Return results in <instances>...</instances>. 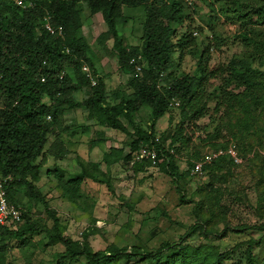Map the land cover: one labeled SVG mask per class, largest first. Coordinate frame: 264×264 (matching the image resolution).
Segmentation results:
<instances>
[{"label":"trees","instance_id":"obj_1","mask_svg":"<svg viewBox=\"0 0 264 264\" xmlns=\"http://www.w3.org/2000/svg\"><path fill=\"white\" fill-rule=\"evenodd\" d=\"M27 1H34L35 6L24 9L12 2L0 1V178H8V198L23 214L19 226L0 227V264H6L7 250H12L7 241H23L28 234L41 233L46 235L49 244L65 247L58 253L55 264L79 261L117 264L121 257L138 258L137 264H224L244 245L246 248L235 264H264V0H200L209 3L211 8L206 27L195 25L194 0ZM124 7L144 10L142 35L136 46L128 47L120 34L119 24L127 21ZM83 10L91 16L102 15L108 26L104 37L113 39L120 67L130 75L131 92L118 90L112 95L108 92L95 69L94 56L89 55L92 50L82 35ZM222 14L227 22L237 25L231 38L222 39L216 33L215 26ZM47 15L55 27L62 28V35L47 31L44 25ZM205 30L215 42L202 48L199 35ZM227 42L238 44L242 52L215 68L210 67L211 50L221 49ZM186 56L196 59V72L176 73ZM85 64L97 77L95 86L83 71ZM213 79L217 84L210 89ZM77 92L82 93V100L75 97ZM175 100L179 101L178 107L171 106ZM211 103L215 105L211 107ZM144 107L150 108V125L146 130L136 120ZM174 108L180 110L179 121L170 126L168 133L158 137L156 122ZM77 110L86 113L87 123L79 125L84 132L93 134L97 127H107L132 138L130 152L124 147H112L99 162L85 161L79 155V171L56 166L48 172L57 180L61 196L89 214L93 225L97 222L96 198L86 190L88 181L106 185L116 196L111 168L122 163L131 164L135 173L146 170L153 165L151 155L139 159L137 153L148 147L157 152L156 167L176 182L191 175L207 174L208 181L196 191L197 221L191 228L193 234L199 230L208 238L221 236L216 229L220 222L229 230V214L234 207L223 202V197L225 191L229 196L234 191L224 184L234 176L236 167L249 166L255 178L254 209L262 222L244 223L231 230L252 229L262 236L239 242L228 250H222L221 245L212 241L195 246L181 240L165 242L155 249L112 244L107 250L95 251L90 242L92 231L86 230L82 240L64 235L57 212L37 183L51 156L56 159L68 154L57 129L63 123L64 113ZM204 118L210 119L213 128L207 133L209 126L200 124ZM51 133L56 138L47 148ZM231 142L243 157L240 164L230 155H222L205 165L203 173H192L195 162L205 155L198 146L210 147L207 153L226 148ZM92 143L96 141L92 139ZM180 153L187 156L183 170L178 164ZM243 197L236 195L240 202ZM118 199L123 207L135 208L123 196ZM38 204H43L53 222L51 226L40 224L32 212V207ZM259 247L263 249L261 255L255 253Z\"/></svg>","mask_w":264,"mask_h":264},{"label":"rangeland","instance_id":"obj_2","mask_svg":"<svg viewBox=\"0 0 264 264\" xmlns=\"http://www.w3.org/2000/svg\"><path fill=\"white\" fill-rule=\"evenodd\" d=\"M208 4L200 0H194L196 26L206 27V22L211 13V8ZM219 5L217 3L216 7ZM123 12L127 15V21L119 24L120 34L128 47L136 46L140 43V36L142 35L144 10L140 7H124ZM82 21V35L86 38L92 50L89 55L94 56L95 69L106 83L110 95L118 90L131 92L132 90L128 84L130 75L120 67L119 55L113 47V39L104 37L108 26L102 15L99 13L91 16L83 10ZM236 28V24L227 22L224 14H222L221 20L215 26L216 33L222 39L231 38L236 32ZM199 36L202 48L209 42H213L212 34L208 30H205ZM229 43L231 42L224 43L221 49L215 47L211 50L210 67L215 68L233 55L242 52V47L238 44L229 45ZM195 70L196 59L186 56L181 60L176 73L181 71L194 73L196 72ZM216 84V80H210L209 88L213 89ZM75 97L78 100H82L83 95L81 92H77ZM214 105V103L210 104L211 107ZM85 115L86 113L82 110L64 113L63 123L57 129V132L65 141L68 147V154L56 159L51 156L41 170L43 179L37 183L41 191L47 196L51 207L57 212V216L62 222L61 228L64 235L74 240H82L83 233L86 230H88L87 233L92 231L90 242L95 251L107 250L112 244L118 247L140 245L155 249L165 242H179L181 240H185L195 246L212 241L214 244L221 245L222 250H228L239 242L253 237L259 239L262 236L261 232L252 229L244 232L231 230L232 228H238L239 225L244 223L256 225L262 222L257 217L254 209L256 202L255 178L247 165L236 167L234 176L230 178L228 183L224 184V186L234 191V194L229 196L225 191L223 202L231 203L230 206L233 205L234 208L229 214V230L226 231L223 222H220L216 228L221 236L208 238L202 235L199 230L194 232V234L192 233L191 226L197 221L194 213L196 202L198 201L196 191L198 187L208 181L207 174L201 176L191 175L176 182L170 175L154 165L147 166L146 170L139 173L134 172L131 164L123 165L119 163L114 165L111 171L117 197L108 191L106 185L88 181L86 190L90 191L96 198L94 216L97 222L93 225L89 214L78 209L61 196L57 180L53 175H49L48 172L55 169L56 166H61L71 172L79 171L80 168L77 164V156L79 155L85 161L99 162L102 160L104 152H109L112 147H124L127 152H130L132 138L107 127H97L93 134L84 132L79 125L87 123ZM179 119V108L169 110L166 115L156 122L157 136L168 133L170 126H174ZM136 120L142 128L145 130L149 129L150 108L144 107L138 113ZM200 124L209 126L206 128L205 133L213 129L210 127L209 118L202 119ZM55 138V133L49 135L47 148ZM92 139L96 141L95 144L92 143ZM166 142L168 145L170 140ZM197 148L200 149L202 154H205L210 147L201 144ZM144 152V149H141L137 153V158H143ZM181 155L178 164L183 170L187 164V156L183 153ZM103 168L106 169L105 164H103ZM178 184L181 190L178 188ZM236 195L241 197L245 195L246 198L243 197V202H240ZM118 196H123L125 200L134 203L135 208L130 210L129 207H123ZM183 196H185L186 201ZM22 200L28 202V199L24 196ZM32 212H34L40 224L49 226L53 224L45 213L43 204L33 206ZM7 243L9 244L8 247H12V250H7L6 264H55L58 253L65 250L62 244H49V240L44 233L33 236L28 234L23 241H7ZM245 248L246 246L244 245L236 253H233L232 260L226 261L224 264H235L241 255V251ZM261 250L263 252L261 247L256 248L255 253L261 255ZM138 260L135 257H121L117 264H137ZM64 264H69V262ZM72 264L83 263L79 261Z\"/></svg>","mask_w":264,"mask_h":264},{"label":"built area","instance_id":"obj_3","mask_svg":"<svg viewBox=\"0 0 264 264\" xmlns=\"http://www.w3.org/2000/svg\"><path fill=\"white\" fill-rule=\"evenodd\" d=\"M6 2H12L24 9L33 8L35 6L34 1H27V0H0ZM191 3V2H189ZM44 25L47 31H49L53 35H62L63 31L61 27H55L51 23V16H46L44 20ZM69 52V50H67ZM138 70H141V66H138ZM83 71L86 73L87 77L90 78L91 84L95 86L97 84V77L91 70L88 65L83 66ZM65 74L63 71L62 76ZM45 81V77L42 79ZM171 106L178 107L179 101L175 100L172 101ZM144 157L148 154L151 155L153 160V165L156 166L157 164V152L153 150H149L148 147L144 148ZM150 151V153L148 152ZM173 152V150H171ZM222 155H230L236 164H240L243 161V157L239 154L237 146L235 143L231 142L226 148H220L218 150H210L205 155L195 162V165L192 169V173H203L205 169V165L212 163L216 158ZM8 178H0V227L2 226H9V227H16L18 224L23 222V214L22 210L17 207L14 203H12L8 198V193L6 189V183ZM13 227V228H14Z\"/></svg>","mask_w":264,"mask_h":264},{"label":"crops","instance_id":"obj_4","mask_svg":"<svg viewBox=\"0 0 264 264\" xmlns=\"http://www.w3.org/2000/svg\"><path fill=\"white\" fill-rule=\"evenodd\" d=\"M102 156H103V155H102ZM42 179H43V177H42ZM42 179H41V180H42Z\"/></svg>","mask_w":264,"mask_h":264}]
</instances>
